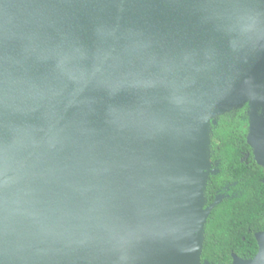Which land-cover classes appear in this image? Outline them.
Segmentation results:
<instances>
[{
	"label": "water",
	"instance_id": "water-1",
	"mask_svg": "<svg viewBox=\"0 0 264 264\" xmlns=\"http://www.w3.org/2000/svg\"><path fill=\"white\" fill-rule=\"evenodd\" d=\"M245 105L264 169V0H0V264H212L213 125Z\"/></svg>",
	"mask_w": 264,
	"mask_h": 264
},
{
	"label": "trees",
	"instance_id": "trees-1",
	"mask_svg": "<svg viewBox=\"0 0 264 264\" xmlns=\"http://www.w3.org/2000/svg\"><path fill=\"white\" fill-rule=\"evenodd\" d=\"M248 106L230 115L219 116L213 125V160L219 162V173L211 176L212 190L238 181V192L223 199L211 211L205 230L203 260L212 264H231L232 254L251 258L258 251L255 232L264 228V169L255 161L251 166L241 162L242 152L251 149Z\"/></svg>",
	"mask_w": 264,
	"mask_h": 264
},
{
	"label": "flooded vegetation",
	"instance_id": "flooded-vegetation-1",
	"mask_svg": "<svg viewBox=\"0 0 264 264\" xmlns=\"http://www.w3.org/2000/svg\"><path fill=\"white\" fill-rule=\"evenodd\" d=\"M235 114L236 113H234V114L231 113V114H228V115L233 117ZM213 142L218 143L219 140L214 138ZM212 151H213V154H214L213 147H212ZM213 154H212V158H211V160L213 162V168L219 169V162L217 160H213ZM242 154L243 155L241 157V162H243L245 165L250 167L252 162L255 161L254 156H253V152H252V148L249 151L242 152ZM219 171H220V169H219ZM262 181L264 182V178L262 179ZM237 186H238V181H234V182H231V183L228 182V183L224 184L221 188L216 189L215 193H213L212 190H210L211 187H212V180H211V183H210V185L208 186V188L206 189V192H205V196L207 198V202H206L205 206L207 207V206L211 205L215 201L217 196H219V195H224L222 200L227 198V197H232L233 195H236L237 192H238ZM263 231H264V228L259 230V231H256L255 234L257 232H263ZM257 244H258V242H257ZM258 250H259V246H258Z\"/></svg>",
	"mask_w": 264,
	"mask_h": 264
},
{
	"label": "bare ground",
	"instance_id": "bare-ground-1",
	"mask_svg": "<svg viewBox=\"0 0 264 264\" xmlns=\"http://www.w3.org/2000/svg\"><path fill=\"white\" fill-rule=\"evenodd\" d=\"M199 264V263H198Z\"/></svg>",
	"mask_w": 264,
	"mask_h": 264
}]
</instances>
